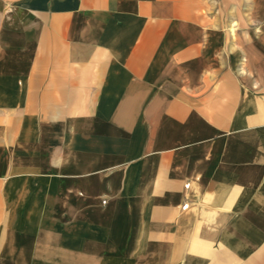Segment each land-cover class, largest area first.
<instances>
[{"label":"crops","instance_id":"obj_1","mask_svg":"<svg viewBox=\"0 0 264 264\" xmlns=\"http://www.w3.org/2000/svg\"><path fill=\"white\" fill-rule=\"evenodd\" d=\"M0 264H264V0H0Z\"/></svg>","mask_w":264,"mask_h":264},{"label":"rangeland","instance_id":"obj_2","mask_svg":"<svg viewBox=\"0 0 264 264\" xmlns=\"http://www.w3.org/2000/svg\"><path fill=\"white\" fill-rule=\"evenodd\" d=\"M216 1H218V2L220 1L221 4L223 3V0H216Z\"/></svg>","mask_w":264,"mask_h":264}]
</instances>
